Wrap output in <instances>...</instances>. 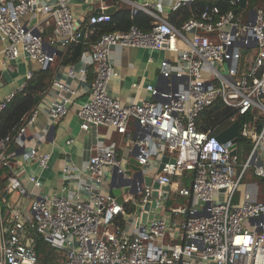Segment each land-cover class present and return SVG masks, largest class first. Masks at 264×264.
<instances>
[{
	"label": "built area",
	"instance_id": "built-area-1",
	"mask_svg": "<svg viewBox=\"0 0 264 264\" xmlns=\"http://www.w3.org/2000/svg\"><path fill=\"white\" fill-rule=\"evenodd\" d=\"M48 1L0 0L3 63L24 54L45 68L55 60L56 48L78 39L82 22L73 14L72 0ZM124 1L131 4L132 14L137 9L150 14L151 27L143 30L132 24L128 29L102 32L83 51L77 72L75 64L67 66L68 74L77 73L79 77L88 68L93 69L89 97L76 109L79 126L84 130L106 126L127 134L133 143L128 157L135 156L143 174L151 175L159 184L189 174L187 185L175 187L187 202L166 207L156 197L143 231L128 221L131 214L124 218L123 226L116 225L112 217L125 215L123 205L130 200L123 198L124 203H118L103 185L106 179L121 182L129 177V159H121L107 145L96 144L84 170L73 169L71 163L63 166L65 182L59 190L35 194L28 209L8 204L10 222L7 237L0 238L1 264H38L26 230L28 222L51 245L66 250L63 264H264V196L259 199L247 193L234 200L248 171L264 177L263 4L245 15L236 10L239 0H229L230 8L224 12L207 5L177 27L148 9L146 3ZM168 1L176 9L193 0ZM39 13L54 19V35L48 40L35 25L28 26L24 21V17ZM87 19L90 24H100L110 21L111 16L100 11ZM116 46L175 53V61L164 58L160 62L159 74L166 80L165 87L145 85L152 98L141 102L121 103L111 96L109 82L119 76L111 57ZM52 85L58 92L44 110L56 121L70 112L76 90L61 79L53 80ZM17 91L0 97V113ZM216 100L231 108V124L238 121L239 138L251 144L242 162L237 152L231 154V143L217 138L214 128H197L200 113ZM39 110L37 105L12 139H0V166L7 168V191L26 193L10 172L11 160L17 154L15 148L23 146ZM251 110L258 114L241 123L239 117ZM131 121L135 122L132 134L128 131ZM11 142L15 148H11ZM165 154L174 162L167 160L157 172ZM22 156L27 161L37 160L41 166H46L49 159V153H40L36 146L23 151ZM235 166L239 169L233 177ZM29 180L43 188L38 176L31 174ZM150 195L151 186L143 184L132 201L143 204ZM159 210L164 212L155 214ZM176 213L182 218L171 224Z\"/></svg>",
	"mask_w": 264,
	"mask_h": 264
},
{
	"label": "crops",
	"instance_id": "crops-1",
	"mask_svg": "<svg viewBox=\"0 0 264 264\" xmlns=\"http://www.w3.org/2000/svg\"><path fill=\"white\" fill-rule=\"evenodd\" d=\"M48 3V0H41ZM139 3H146V7L150 10L157 12L159 15L168 19L169 13L174 10L171 8L172 1L168 0H137ZM149 2V3H148ZM102 5L114 6V10L118 7L128 8L131 11V4L124 0H72L71 7L73 14L80 20L86 19L89 14L98 12V8H105ZM247 5V3H246ZM245 6H239L245 8ZM237 7V8H238ZM114 10L112 12H114ZM237 10V9H236ZM138 11L145 10L140 9ZM137 11V12H138ZM111 12V13H112ZM242 15H245L247 11H237ZM148 14V13H147ZM150 16V24H152L153 17ZM24 21L28 26L35 25L36 30L46 40L54 35L53 22L54 19L47 14H31L24 17ZM84 32H85V27ZM82 29V28H81ZM4 41L0 38V97L12 90H20L25 83L27 74L33 70L38 69L40 64L37 61L29 59L24 54L19 55L13 60H8L3 63L2 48ZM64 47L56 48V56L63 50ZM85 51V50H84ZM79 60L74 63L75 71L77 72L81 67L84 58L82 52ZM111 57L113 66L119 72V76L113 78L109 82V93L111 96L117 98L121 103L141 102L144 99L152 98V94L145 88V85L152 84L159 89H162L166 85V80L159 74L160 62L164 58H168L171 62L175 61L176 54L163 50H150L138 47H113L111 51ZM57 60L49 64L56 65ZM59 64L56 68L54 79H61L71 84L76 90V94L73 97L70 112L63 118L52 121L46 114L44 108L47 106L51 98L57 95V90L51 84L50 87L43 93L38 102V108H40L38 115L31 125L27 129L25 135V141L23 146H17V154L11 160V174L15 175L21 184L25 187L26 193L20 194L17 191H7V196L0 198L5 203V211L0 217V231L3 234V238L7 237V226L9 224L10 210L8 204L23 209L30 207L32 198L35 194L41 193L43 190L57 191L64 184L63 166L66 163H71L73 169L84 170V164L88 157L94 152L96 144H104L110 148H113L121 159H129L128 153L133 147L131 138L127 134L118 133L114 129L106 126H91L88 130L81 129L79 126V120L76 115V109L80 103L88 99L89 87L93 79V69L88 68L82 77H79L77 73L70 75L67 72V66L69 65ZM133 82L140 83L138 87H134ZM53 83V82H52ZM54 125L52 134H49L51 126ZM135 128V122L131 121L128 125V131L132 134ZM67 139H72V142L67 143ZM36 146L40 153H49V159L46 166H41L37 160L27 161L22 156L23 151H27L30 147ZM129 162V160L127 161ZM34 174L39 177L43 183V188H37L29 180V175ZM83 180V177L81 178ZM109 179H106L103 188L108 190ZM189 174H183L182 176L174 177L170 183V191L168 193L167 200H163L166 207L174 204V201L182 199V203L187 198L178 195L175 191L176 186L187 185L189 183ZM247 194V193H246ZM255 198H262L264 194L259 193L251 194ZM123 198L131 200L132 197L129 193H124ZM243 198L242 194L239 195V200ZM171 203L168 205L167 202ZM134 203V201H132ZM135 204V203H134ZM164 211L159 210L155 214H162ZM127 215L129 213H126ZM128 218L129 222L135 224L136 215L130 213ZM124 215V214H123ZM182 218L179 213L172 214V221L178 222ZM174 230H172L173 232ZM1 259V258H0ZM1 264V261H0Z\"/></svg>",
	"mask_w": 264,
	"mask_h": 264
},
{
	"label": "trees",
	"instance_id": "trees-1",
	"mask_svg": "<svg viewBox=\"0 0 264 264\" xmlns=\"http://www.w3.org/2000/svg\"><path fill=\"white\" fill-rule=\"evenodd\" d=\"M260 3L263 4L264 8V0H247L246 7H238L237 11H248ZM207 5L217 6L222 12L230 8L229 0H193L190 3L182 4L172 10L169 13L168 20L175 26L179 27L182 22L188 19L191 15L198 14ZM110 16V21L100 24H90L86 18L80 26V30L83 27L86 28L82 38L73 40L64 46L63 50L56 56V60L58 61L56 65H50L45 68L40 66L38 69H35L30 73V76L26 78L22 88L16 92L13 100L0 113V139L6 136H9L10 139H12L15 136L25 118L37 106L43 93L52 84L57 66L59 64L67 65L69 63L77 62L82 52L85 49L90 48L102 32L128 29L132 24L137 25L143 30H148L151 27L150 16L143 11H138L132 14L130 9L126 7H118L114 12L110 13ZM231 111V108L225 106L221 101L216 100L200 113L199 118L197 119V128L203 131H208L214 128L213 133L218 134L231 125L229 119ZM257 114L256 111L251 110L239 117V121L242 123L246 120H250ZM244 142L248 145V151L251 148L249 140L240 138L237 147L238 160L239 154L246 150ZM10 146L11 148H15L13 142L10 143ZM254 177L258 181L264 182L263 176L254 175ZM6 180L7 168L5 166H0V198L7 196ZM234 200L239 201L238 192H236ZM170 203V201L167 202L168 205ZM123 210L125 213H133L135 210V204L132 201L125 202ZM4 211L5 207L1 212V215ZM112 221L116 225L123 226L125 224L124 215L119 213L112 217ZM26 230L36 251L38 264L64 263L66 259V250L64 248L51 245L41 234L36 232L35 228H33L29 222L27 223Z\"/></svg>",
	"mask_w": 264,
	"mask_h": 264
},
{
	"label": "water",
	"instance_id": "water-1",
	"mask_svg": "<svg viewBox=\"0 0 264 264\" xmlns=\"http://www.w3.org/2000/svg\"><path fill=\"white\" fill-rule=\"evenodd\" d=\"M247 3V0H239L240 6H245ZM114 10V6H108L103 9L98 8L97 11L100 12H106L111 13ZM138 9L135 11L137 12ZM84 33V28L80 30V36L78 39H81ZM49 66V64H47ZM46 66V67H47ZM238 121L233 122L229 127L222 130L220 133H218L217 138L220 141L226 142L227 144H230L231 148V154H235L237 152L236 145L239 141V135H238ZM54 130V125L51 126L49 134H52ZM169 160L170 162H174V158L170 157L169 155H163L161 158V161L158 165L157 172H160L164 162ZM129 167V177H126L121 182H116L113 178L109 181L108 186V192L109 194L115 198V200L118 203L123 204V194L129 193L132 198H136L138 194V190L142 187L143 184L150 185L151 186V195L150 199L144 202L143 204L135 201V210L134 214L136 215L135 218V226L140 229V231L144 230V224L147 222L148 218L150 217V206L152 204L153 198H160L162 200H167L168 193L170 191V183H164L159 184L156 179H153L151 175L143 174L142 170L140 169L138 160L135 156L129 157L128 162ZM223 189V188H221ZM132 201V199L130 200ZM5 207V203L2 199H0V217L1 212L3 211ZM110 214L107 213V218H109ZM125 219L128 217V215L125 213L124 215ZM3 237V234L0 231V238Z\"/></svg>",
	"mask_w": 264,
	"mask_h": 264
},
{
	"label": "rangeland",
	"instance_id": "rangeland-1",
	"mask_svg": "<svg viewBox=\"0 0 264 264\" xmlns=\"http://www.w3.org/2000/svg\"><path fill=\"white\" fill-rule=\"evenodd\" d=\"M244 144H245L246 150L244 152L242 151L239 154V162L244 161V157L248 153V148H247L248 145L245 142H244ZM238 169H239V167L235 166L234 173L232 174L233 177L236 176V172L238 171ZM129 171L130 170H128V172ZM237 192L239 195L242 194V196H244L246 193L254 194V192L262 195V194H264V182H260L257 179H255L254 175L248 171L245 174L243 180L241 181ZM185 202H187V199ZM177 203H182V199H178V200L174 201V204H177Z\"/></svg>",
	"mask_w": 264,
	"mask_h": 264
}]
</instances>
